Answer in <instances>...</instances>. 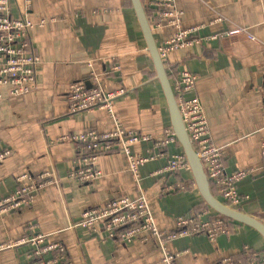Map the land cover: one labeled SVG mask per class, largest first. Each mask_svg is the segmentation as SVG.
I'll use <instances>...</instances> for the list:
<instances>
[{"label": "crops", "instance_id": "obj_1", "mask_svg": "<svg viewBox=\"0 0 264 264\" xmlns=\"http://www.w3.org/2000/svg\"><path fill=\"white\" fill-rule=\"evenodd\" d=\"M142 2L159 45L174 33V27L157 26V9L148 0ZM10 3L14 15L23 12L24 0ZM174 3L183 11L185 27L205 24L193 32L195 36L207 38L213 32L241 26L258 39L257 44L243 41L230 52L222 51L216 40L203 39L169 52L164 64L171 84L181 69L196 75L194 90L188 96L197 95L203 104L211 140L224 151V171L252 169L237 183L242 199L239 211L264 223V0ZM27 15L34 20H51L31 32L33 51L40 57L34 89L9 96L7 87H0V149L12 150L0 161V199L18 186L30 184L42 171L59 176V181L37 189L29 206L0 210V243L38 230L61 239L72 264H164L160 251L150 242L122 244L81 227L69 228L79 221L83 209L138 192L146 195L160 229H174L180 215L200 213L207 219L213 214L205 208L191 172L154 173L165 163L164 157L141 165L139 182L133 180L120 150L99 155V177L80 183L68 176L80 164V152L62 136L88 129H112L103 109L69 111V84L79 81L91 86V69L97 73L102 89H122L112 106L124 127L162 139L164 128L171 126L167 103L130 0H30ZM218 16L221 21L210 23ZM114 65L119 68L111 70ZM149 146V142L139 143L133 149L144 154ZM165 150L182 152L180 144L174 142ZM178 183L186 189L165 191L168 185ZM29 225L35 228L27 233ZM227 226L228 231L213 241L203 234L176 238L168 246L169 253L176 257V264H217L225 257L243 262L245 247L264 253V240L254 229L231 222ZM23 250L24 246L0 250V264H20Z\"/></svg>", "mask_w": 264, "mask_h": 264}, {"label": "built area", "instance_id": "obj_2", "mask_svg": "<svg viewBox=\"0 0 264 264\" xmlns=\"http://www.w3.org/2000/svg\"><path fill=\"white\" fill-rule=\"evenodd\" d=\"M10 1L0 0V87H7L9 96H21L34 89L37 79L36 70L40 63V57L32 48L31 32L36 28L44 27L51 18L31 19L27 15L30 0H24L23 12L14 15ZM148 3L157 9L159 18L157 26L161 24L174 27V33L163 39L157 46L159 57L163 61L169 52L199 44L203 39L216 40L224 52L232 51L243 41L258 43L257 37L241 26L213 32L207 38L195 36L193 32L204 27L205 24L185 27L183 11L176 7L174 0H148ZM221 20L222 17L218 16L210 20V23ZM118 68V65H114L111 70ZM89 77L92 81L89 87L85 82L79 81L69 84L67 94L69 111L76 113L92 108L103 109L112 121V129L106 132L88 129L62 136L63 140L73 142L80 152V164L68 173L70 178L83 183L99 177L102 174L101 169L96 166L99 155L115 150H120L124 154L127 169L135 182H139L141 165L162 157L165 158V163L154 173L164 171L177 173L179 170L190 172L183 151L167 153L165 150L169 143H179L171 126L164 128L162 139L124 127L112 106V100L123 92L122 89L116 91L102 89L97 73L93 69L89 71ZM195 81L196 75L193 72L181 69L172 84L179 113L191 145L201 160L209 185L215 194L228 204L224 203L225 205L235 209L242 202L237 183L246 178L252 169L224 171V151L211 140L203 104L197 95L188 96L194 90ZM147 142L150 146L145 149L144 154L133 149L134 145ZM11 153L10 148L0 149V161ZM261 154V173L264 178V139L261 142ZM33 179L30 184L20 185L13 193L0 199V210L7 211L20 206H29L35 199L36 190L47 184L56 183L59 181V176L46 170L38 173ZM175 189L182 191L186 189V186L183 183L175 186L168 185L165 191ZM77 227L99 233L104 238L122 244L137 240L142 243L150 242L160 251V260L164 264H176V257H173L168 250L169 244L174 239L203 234L213 241L221 233L228 231L227 222L223 218L203 219L200 213L180 215L175 219L174 229H160L156 225L149 201L142 192L134 195H119L98 206L83 209L79 221L71 224L69 228ZM34 228V225H29L27 233ZM21 246H24V250L21 252L20 264L73 263L61 239H52L48 233L38 230L21 238L0 243V250H18ZM217 264H264V255L245 247L243 262H237L232 257H225Z\"/></svg>", "mask_w": 264, "mask_h": 264}, {"label": "water", "instance_id": "obj_3", "mask_svg": "<svg viewBox=\"0 0 264 264\" xmlns=\"http://www.w3.org/2000/svg\"><path fill=\"white\" fill-rule=\"evenodd\" d=\"M130 2L134 9L139 27L146 42L147 51L151 57L157 79L160 82L167 103L171 127L174 130L176 138L186 156L191 175L201 198L215 213L254 229L264 240V223L261 220L225 205L212 194L201 160L191 145L180 116L164 61L158 54V45L155 42L145 6L142 0H130ZM87 86L89 87L90 85Z\"/></svg>", "mask_w": 264, "mask_h": 264}, {"label": "trees", "instance_id": "obj_4", "mask_svg": "<svg viewBox=\"0 0 264 264\" xmlns=\"http://www.w3.org/2000/svg\"><path fill=\"white\" fill-rule=\"evenodd\" d=\"M144 6H145V9L147 8V6L144 4ZM149 22H150V20H149ZM150 24H151V22H150ZM172 85V84H171ZM210 190H211V192H212V194L217 198V199H219L220 201H222L223 203H225V204H227L225 201H223L220 197H218L216 194H215V192L213 191V189L211 188V186H210ZM202 202H203V204L205 205V208H207L209 211L211 210L212 212H213V214L211 215V218H218V217H220V218H223L227 223L228 222H231V223H236V224H238V222H235V221H233V220H231V219H228V218H226V217H223L222 215H220V214H218V213H215L212 209H210L208 206H207V204L203 201V199H202ZM228 205V204H227ZM235 209L236 210H239V208H236L235 207ZM240 224V223H239ZM258 252V251H257ZM259 253V252H258ZM260 254H264V253H262V252H260Z\"/></svg>", "mask_w": 264, "mask_h": 264}]
</instances>
